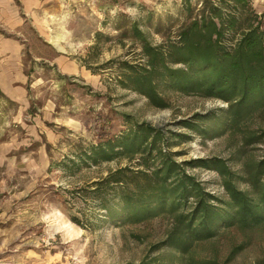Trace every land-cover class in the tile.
Returning a JSON list of instances; mask_svg holds the SVG:
<instances>
[{
    "label": "rangeland",
    "instance_id": "obj_1",
    "mask_svg": "<svg viewBox=\"0 0 264 264\" xmlns=\"http://www.w3.org/2000/svg\"><path fill=\"white\" fill-rule=\"evenodd\" d=\"M206 2L73 0L78 26L71 34L80 42L67 44L66 52L81 70L64 80L56 71L50 76L54 81L49 95L57 104L53 116L42 114V90H29L32 103L20 117H15L16 102L0 100V264H132L143 259L158 264H264V223L229 229L183 256L169 247L157 248L168 219L112 224L80 191L111 170L136 166L125 157L89 165L79 156L83 148L129 127L125 116L161 128L172 157L212 195L226 198L222 176L188 162L221 159L235 174L237 187L248 188L243 165L264 156V111L233 127L222 100L181 93L161 83L158 89L168 107L156 109L123 84L126 63L145 64L144 43L177 41ZM251 6L264 14V0H251ZM187 120L203 134L181 123ZM251 132L262 137L245 145L244 135Z\"/></svg>",
    "mask_w": 264,
    "mask_h": 264
},
{
    "label": "trees",
    "instance_id": "obj_2",
    "mask_svg": "<svg viewBox=\"0 0 264 264\" xmlns=\"http://www.w3.org/2000/svg\"><path fill=\"white\" fill-rule=\"evenodd\" d=\"M263 17L255 13L251 0H208L177 41L144 43L145 64L126 63L123 84L156 109L168 107L158 89L161 83L181 93L222 100L227 103L229 124L237 127L264 111ZM197 117L201 121L207 118ZM124 118L129 127L83 148L79 155L89 165L119 157L136 162L135 167L116 168L80 189L83 199H92L105 211L107 221L139 224L155 217L168 219L169 228L157 248L169 247L183 256L229 229L246 230L264 223V156L243 165L246 190L237 187L235 174L221 159L188 162L190 166L213 168L222 176L226 198L217 197L172 157L166 149L171 143L161 128ZM181 123L203 134L193 121ZM261 137L245 134L244 144L256 143ZM72 221L80 224L77 217ZM240 248L242 245L233 248L229 256ZM132 264L158 263L143 259Z\"/></svg>",
    "mask_w": 264,
    "mask_h": 264
},
{
    "label": "crops",
    "instance_id": "obj_3",
    "mask_svg": "<svg viewBox=\"0 0 264 264\" xmlns=\"http://www.w3.org/2000/svg\"><path fill=\"white\" fill-rule=\"evenodd\" d=\"M137 1L152 3V0ZM72 2L0 0V100L3 97L16 102L15 117L23 115L32 103L28 99L29 90H42V114L52 117L57 104L49 95L54 81L50 76L56 71L63 77L60 80H64L81 70L76 58L66 52V45L76 42L71 32L78 26L75 24L78 13L70 5Z\"/></svg>",
    "mask_w": 264,
    "mask_h": 264
}]
</instances>
